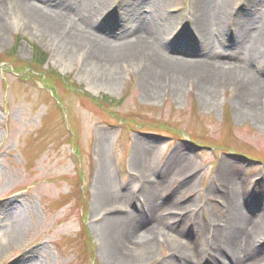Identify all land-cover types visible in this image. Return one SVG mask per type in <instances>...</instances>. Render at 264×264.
<instances>
[{
  "label": "rangeland",
  "instance_id": "374dc122",
  "mask_svg": "<svg viewBox=\"0 0 264 264\" xmlns=\"http://www.w3.org/2000/svg\"><path fill=\"white\" fill-rule=\"evenodd\" d=\"M130 1L105 0L94 12L97 29L115 32V9ZM17 3L3 0L6 16L0 13V232L10 216L8 203L21 212L25 226L19 241L0 253V264L30 258L37 264H118L110 262L101 234L103 220L112 216L122 217L127 232L135 222L166 217L152 235L150 256L133 264H188L180 242L187 252L204 251L190 264H223L226 258L208 260L202 243L211 228H225L224 192L242 194L238 206L249 217L264 213L245 191L264 179V102L255 116L243 115L240 89L220 86L212 100L202 99V84L195 80L185 81L178 95L165 88L147 97L142 63L120 65L113 82L109 71L65 52L61 38ZM52 3L38 0L51 8ZM193 3L160 4L172 46L184 48L186 58L202 49L190 35ZM254 17L253 27L264 24L263 0H230L227 24H212L218 48L234 50V24ZM255 73L264 79V60ZM138 151L150 153L142 171L134 167ZM183 162L185 172L178 170ZM223 164L235 166L225 182L217 176ZM104 174L113 180L111 200L98 209ZM148 180L155 185L152 203L143 197ZM251 249L261 255L253 264H264V235ZM245 251L242 246V262Z\"/></svg>",
  "mask_w": 264,
  "mask_h": 264
},
{
  "label": "bare ground",
  "instance_id": "6f19581e",
  "mask_svg": "<svg viewBox=\"0 0 264 264\" xmlns=\"http://www.w3.org/2000/svg\"><path fill=\"white\" fill-rule=\"evenodd\" d=\"M229 1L194 0L192 4L195 10L194 32L187 34L190 33L191 38L195 37L196 42L202 47L198 53H194L197 54L194 58H186L184 48L172 46L168 31L169 19L160 10V4L165 0H131L123 8L118 10L117 7L115 9L117 13L114 15L117 16L114 22L117 25L115 32L109 30L107 32L105 28L99 31L97 29L99 26L95 23V9L106 5L105 0H55L52 8L48 7V4H38V0H18L17 6L19 10L29 13L38 23L46 25L48 31L56 33L61 38L58 41L61 42L65 52H75V56L77 55L84 62H89L92 67L99 66V70L103 69L104 71H100L105 74L109 71V77L120 75V65L127 61L142 63L140 72L143 78V90L147 97L156 96L165 88L178 95L185 81L187 83V80H195L202 84V99L212 100L215 88L231 84L242 91L238 103L239 111L243 115L255 116L259 112V105L264 102V79L255 73L257 63L264 60V24L253 27L255 17L252 18L254 20H238L231 35L233 37L234 34L233 44L237 50L234 48L228 52L218 48L215 41L216 30L212 24H219L221 27L227 24L225 16L229 13ZM1 2L3 0L0 1V13L3 18L6 14ZM1 25L0 35L3 36V25ZM163 48L171 50V53H166ZM177 50L179 55H173ZM113 77L111 80L114 82L116 78ZM147 152L138 151L135 155L134 167L138 171L143 170L145 161L150 157V153ZM183 169H185L184 162L178 165V170L185 172L186 170ZM234 170L235 166L223 164L217 176L222 180L221 182H225ZM109 179V175H103L98 209L111 200L109 184L111 185L113 180ZM147 183L149 189L143 197L147 196L148 201L152 203L150 198L155 195V185L150 180ZM245 191L248 201L258 208L262 206L264 208V202L261 204L264 179L262 183L254 186L252 192ZM224 196L227 199L228 218L222 232L220 229L211 228L208 233L211 234L209 240L202 241V245L208 249L206 258L210 261H215L216 256L226 258L223 264L228 259H233L238 264H253L255 260L261 258L260 253L252 250L251 246L255 238L264 235V213L255 218L249 217L238 206L242 194L236 197L229 190L224 192ZM172 207L176 206L172 204ZM7 209L10 216L5 225H2L4 231L0 232V253L19 241L25 226L24 219L19 215L21 212L14 204L8 203ZM183 217L180 216L179 219ZM156 218L154 216L152 219L133 223V228L129 232L122 222V217L105 218L103 220L105 228L101 234L105 237L104 246L110 262L133 264L148 258L155 246L152 237L154 231L159 230L160 225L166 224V217H162L160 221ZM130 221L134 222L131 218ZM145 225L148 226L144 227ZM179 244L182 253L186 252L182 255L189 260L188 264L203 256L201 254L204 251L188 250L187 252L185 246L181 242ZM242 246H246L243 254L248 259L245 262H242ZM29 253L31 257V252ZM221 261L219 260L220 263ZM15 263L37 264L31 258L26 262Z\"/></svg>",
  "mask_w": 264,
  "mask_h": 264
}]
</instances>
